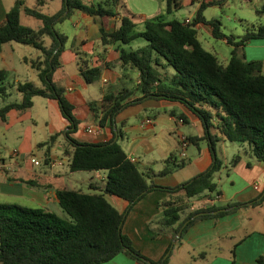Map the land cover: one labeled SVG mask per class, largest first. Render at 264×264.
Listing matches in <instances>:
<instances>
[{"label": "trees", "instance_id": "obj_1", "mask_svg": "<svg viewBox=\"0 0 264 264\" xmlns=\"http://www.w3.org/2000/svg\"><path fill=\"white\" fill-rule=\"evenodd\" d=\"M180 1L167 0L165 13L147 19L143 23L144 30L137 32L134 18L119 17L120 0H62V9L55 15L29 8L25 0H16L0 26V47L17 42L39 51L40 56L24 61L37 72L40 84L11 83L9 73L0 70V100L4 103L0 107V120L6 121L11 110L20 115L28 112L34 107L35 97L56 100L69 123L64 136L71 172L102 171L107 177L103 184H90L88 192L70 187L59 189L57 200L66 215L43 208L0 204V264H106L120 253L140 264H169L175 247L183 243L193 225L264 203L263 190L249 202L231 201L223 206L211 203L190 211L193 198L205 192L215 197L222 195L214 182L223 166L217 156L219 143L247 145L249 153L264 164V62L248 61L244 50L252 39H264V25L247 29L243 36L226 35L219 19L207 20L204 16L208 6L219 4L214 1L202 3L190 23L175 18L168 20L167 17L181 8ZM76 11L94 19L119 20V27L110 33L101 26V43L107 47L122 46L118 51L123 67L139 73L137 92L124 87L118 92L109 91L101 101L90 102V110L100 125L105 126L107 121L113 124L122 110L148 99L181 104L204 129L203 136H190L187 140L193 145L203 141L208 144L214 159L206 171L176 187L160 186L151 179L172 175L184 168L187 160H178L172 154L166 158L160 172L150 174L127 157L118 141L87 143L73 137L80 125L74 114L76 106L66 97L65 89L55 82L54 73L61 67V55L69 41L56 25L70 19ZM22 13L40 20L41 27L23 26ZM261 13H264V4ZM199 24L210 26L215 39L232 46L228 64H223L216 54L203 47L198 38ZM46 38L50 39L49 44L45 43ZM142 38L148 44L141 48L123 47ZM77 56L84 81L89 85L99 82L104 66L91 65L84 53L77 52ZM12 87L21 94L20 102H7L8 90ZM136 93L139 96L132 98ZM179 118L184 120L185 117ZM57 136L52 135L42 146H51ZM241 160L242 155H235L231 165H238ZM156 190L168 194V198L158 204L161 219L157 224L160 233L171 229L172 242L162 258L153 261L134 247L123 227L134 206ZM112 196L128 203L124 212L109 202L108 197ZM179 232L181 236L174 243ZM232 255L234 262L233 251ZM256 264H264V259L258 258Z\"/></svg>", "mask_w": 264, "mask_h": 264}, {"label": "crops", "instance_id": "obj_2", "mask_svg": "<svg viewBox=\"0 0 264 264\" xmlns=\"http://www.w3.org/2000/svg\"><path fill=\"white\" fill-rule=\"evenodd\" d=\"M213 1L221 4L224 0H181V8L178 11L184 7L190 8V11L186 18L178 20L192 21L202 3ZM15 2L16 0H0V26L4 23ZM56 2L58 3V13L62 9L63 3L62 0H56ZM152 2L154 0H120L126 14H123L118 7L119 17L130 15L136 21L135 13L145 22L147 19L164 14L163 10L166 9L167 0L164 3L165 7L163 2L161 5H154L153 7ZM38 3L42 7L47 5L48 1L41 0L40 2L38 0ZM207 8L204 11V16L207 20H212L206 16ZM76 12L82 13L80 11ZM177 12H174L167 19H174ZM82 15L86 19L92 20V22L93 20H100V22H93L96 27H92V36L82 30L74 46L84 45L86 49L84 55L90 59L91 65H103L104 69L102 78L99 81L102 83L99 92L88 96L84 94V91L87 90L84 84L87 83L79 70L77 52L69 60L73 70L65 76L61 74L66 73L65 53L74 50L65 48L64 53L61 55V67L54 73V80L60 87L65 89L66 97L76 106L74 114L80 120V125L79 130L73 137L87 143L118 141L125 150L127 157L135 162L142 171L150 174L160 172L164 168V161L172 154H175L178 160H187L185 167L177 170L172 175L154 176L151 179L152 182L160 186L176 187L206 171L214 159L208 144L203 141L199 145H193L187 140V137L190 136H203L204 129L192 112L181 104L166 100L148 99L141 104L122 110L115 117L113 124L107 121L105 126L100 125L99 119L90 110V102L101 101L111 91L108 89L109 85L115 86V84L121 82L122 89L125 87L124 84L127 79L133 80L136 78L139 82V73L123 67L118 51L122 46L119 47V44H116L107 47L101 43V26L110 33L119 27V20L112 18L103 21L105 18L94 19L83 13ZM85 28L89 30V26ZM197 31L203 47L205 46L204 42L211 43L209 40L207 41V37L215 39L212 35V28L208 25L199 24ZM93 39L98 44L96 47L99 50L97 56L88 52L89 44ZM224 42L227 43V41ZM146 44L148 42L138 47L141 48ZM19 45L17 42H11L0 47V70H6L9 73L11 83L32 81L39 85L37 72L28 63H25L24 59L29 57L22 50H20V58L25 65V73L13 67L12 59L15 51L19 50ZM123 47L127 48L126 45ZM250 48L251 50H249ZM208 51L216 54L220 60L215 45ZM251 51L254 53L251 54ZM248 54L251 55V60L256 58L264 60V39H252L247 44L246 57ZM256 54L260 56L252 57ZM38 56H40V53L36 50L35 58ZM223 59V62L220 61L223 64H228L230 58ZM13 75L16 78L12 80L10 78ZM24 75H29V79L27 80L28 77ZM61 82H65V84H61ZM15 88H9L8 92L11 94ZM72 94L76 95V99L72 98ZM138 96L139 94L136 93L132 98ZM46 100V108L51 115L46 120V124L50 127L48 137L56 134L58 136L51 146H42L48 140L37 145L44 150L43 159L36 154H32L28 159H19L16 155L12 156L10 160L0 157V204L11 203L43 208L62 215L63 211L57 200L59 189L70 187L82 190L79 187L83 185H87L89 188L90 184H103L107 173L97 171L90 172V176L79 177L78 172H71L69 167L70 158L66 154L68 145L64 136L69 123L62 116L59 103L56 100ZM78 102H80L79 105ZM3 104V101L0 100V107ZM31 109L22 115L15 110H11L6 121L0 120V133L25 121L29 117ZM181 115L185 117L184 120L179 118ZM89 129H94V132H87ZM183 142H186V145ZM57 144L60 146L59 150L56 148ZM226 144L227 142H221L217 146V156L222 161L223 166L221 171L215 175L214 181L217 183L222 195L215 197L213 194L205 192L192 199L190 211H192V208L202 207L210 201L215 206H223L231 201L249 202L264 190V164L259 163L249 153L247 145L236 144L228 147ZM233 155H242V160L238 165H231ZM32 158L39 161L40 166H35L31 162ZM23 181H31L32 184ZM167 198L168 194L162 190L151 192L134 206L123 227V232L132 238L134 247L153 261L160 260L172 242L171 229H166L167 233L170 234L160 233V225L157 224L161 219L158 204ZM108 200L123 212L128 206V203L119 197H108ZM184 249L190 254L192 252L194 255H198L199 258L195 259V264H256L258 258L262 257L264 259V203L259 206L241 209L237 213L218 220L208 219L198 222L186 232L183 243L179 245L177 250L180 252ZM232 251L235 254L234 262ZM106 264L139 263L120 253Z\"/></svg>", "mask_w": 264, "mask_h": 264}, {"label": "rangeland", "instance_id": "obj_3", "mask_svg": "<svg viewBox=\"0 0 264 264\" xmlns=\"http://www.w3.org/2000/svg\"><path fill=\"white\" fill-rule=\"evenodd\" d=\"M47 5H44L41 7V5L38 3V0H25L26 6L29 8H35L39 7L41 9V12L47 15H55L57 13L58 9V3L56 0H47ZM93 0H90V2ZM95 1V0H94ZM163 2V5L165 7V0H154L152 2V5H161ZM264 4V0H224L221 4L214 5L211 7H208L206 10V16L208 19H219L222 23V31L226 35H235V36H243L247 29H253L254 27H258L261 25H264V13H261L262 6ZM119 9L123 14H126L123 10L121 4L119 5ZM165 13V10H163ZM190 8L184 7L180 11H178L175 14L176 19H182L186 18L189 15ZM136 23L138 24L136 27L137 32H142L144 30V24L139 15H136ZM109 20L108 18H105L103 21ZM100 22V20H93V22ZM92 20L86 19V17H83L82 13H75L70 19H67L64 22L58 23L56 25V29L66 36L69 37V41L66 45V49L72 48L74 50L73 52L66 51L65 57H64V65H65V72L61 73L62 76H65L66 74H70L73 70V66L69 62L71 58L75 56L76 52H80L81 54L85 53L86 49L84 45H77L74 46L76 39L81 34L82 30H85L86 33L90 36L93 35L92 33V27H96L93 24ZM21 24L26 27H31L34 29H38L41 27V21L37 20L31 16L25 15L22 13L21 17ZM89 26V30L85 27ZM206 36V35H205ZM207 41L209 40L211 43L208 44L207 42H204V47L207 50H211V47L215 45V50L219 53V58L223 62V58H230L231 56V50L232 46L228 45L226 42L219 40V39H212L211 37L206 38ZM50 39L46 38L45 43L49 44ZM147 41L145 39H138L134 41L130 45H126L127 49L136 50L141 46V44L146 43ZM98 46L97 43H95L94 39L89 44L88 52L90 54H93L97 56L99 50L96 48ZM30 48V49H29ZM96 48V49H95ZM247 48V47H246ZM246 48L245 54H246ZM253 48V47H252ZM18 51H15L14 57H13V67L22 70V73H25V65L21 61L20 53L22 50L23 53H26L29 58H35L36 50L27 45H19ZM32 50V51H30ZM251 50V48L249 49ZM256 51V50H254ZM254 52L251 51V54ZM259 54H256L252 57H258ZM249 57V58H247ZM246 59L248 61H256V60H262L261 58H256L255 60H251V55L248 54ZM60 75V74H59ZM27 80L29 79V75H24ZM23 76V77H24ZM16 76H12L10 79H14ZM26 81V80H25ZM61 84H65V82H61ZM86 87V91H84V94H96L99 92L100 87L102 86V83L98 82L93 85L84 84ZM125 87H128V89L137 92V86H138V80L135 78L133 80H126ZM122 84L121 82L115 84V86H108L109 90H112L114 92H118L121 90ZM120 88V89H119ZM69 94V93H68ZM76 95L72 94V98H75ZM22 100L21 94L16 90H13L7 100V102H20ZM35 107H33L30 111L29 117L23 121L22 123H19V125L12 126L8 130L5 129L4 132L0 133V157L4 158L6 160H10L12 156L16 157L18 156L19 159H28L32 154H36L39 158H44V150L37 146L41 142L49 140V130L50 127L46 124V120L50 118V113L47 110V100L40 97L34 98ZM80 102H78V105ZM1 122V121H0ZM237 142H227L228 147H232L236 145ZM239 145V144H237ZM56 148L59 150L60 146L59 144L56 145ZM234 156V155H233ZM231 157V160L235 157ZM79 177L82 176H90V172H78L77 173ZM81 188L84 192H88L89 188L87 185H83ZM116 205V204H115ZM62 215H66L62 212ZM178 247H175L172 257L170 260V264H195V257L198 255H194L192 252L191 254L188 253L187 250H182L178 252ZM198 259V258H197ZM135 261V260H134ZM137 262V261H136ZM139 263V262H137ZM140 264V263H139ZM201 264V263H199Z\"/></svg>", "mask_w": 264, "mask_h": 264}, {"label": "built area", "instance_id": "obj_4", "mask_svg": "<svg viewBox=\"0 0 264 264\" xmlns=\"http://www.w3.org/2000/svg\"><path fill=\"white\" fill-rule=\"evenodd\" d=\"M191 22V20H186V23H190ZM87 132H89V133H93L94 132V129H89ZM183 144L184 145H186V142H183ZM31 162L33 163V164H35V166H40V162L39 161H37L35 158H32L31 159ZM212 203V201H210V203H208V204H211ZM205 206V205H204ZM193 210H195V208H192V211Z\"/></svg>", "mask_w": 264, "mask_h": 264}, {"label": "water", "instance_id": "obj_5", "mask_svg": "<svg viewBox=\"0 0 264 264\" xmlns=\"http://www.w3.org/2000/svg\"><path fill=\"white\" fill-rule=\"evenodd\" d=\"M67 14V13H66ZM216 214V213H215ZM181 236V232H179V234L177 235V237L174 239V243L177 242L178 238Z\"/></svg>", "mask_w": 264, "mask_h": 264}]
</instances>
